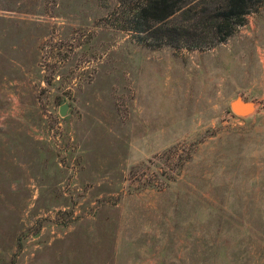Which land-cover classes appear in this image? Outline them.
<instances>
[{
	"label": "rangeland",
	"instance_id": "rangeland-1",
	"mask_svg": "<svg viewBox=\"0 0 264 264\" xmlns=\"http://www.w3.org/2000/svg\"><path fill=\"white\" fill-rule=\"evenodd\" d=\"M116 4L0 0V264H264V3L193 50Z\"/></svg>",
	"mask_w": 264,
	"mask_h": 264
},
{
	"label": "trees",
	"instance_id": "trees-1",
	"mask_svg": "<svg viewBox=\"0 0 264 264\" xmlns=\"http://www.w3.org/2000/svg\"><path fill=\"white\" fill-rule=\"evenodd\" d=\"M118 28L133 33L145 46L171 45L188 50L207 49L224 42L242 25L246 15L264 0H203L205 4L187 9L195 0H116ZM180 14V21H171Z\"/></svg>",
	"mask_w": 264,
	"mask_h": 264
},
{
	"label": "water",
	"instance_id": "water-1",
	"mask_svg": "<svg viewBox=\"0 0 264 264\" xmlns=\"http://www.w3.org/2000/svg\"><path fill=\"white\" fill-rule=\"evenodd\" d=\"M67 107H68L67 103L60 105L59 113L61 115H64L66 113ZM230 109L236 115L247 116L254 111L255 105L253 102L247 101L241 96H236L230 101Z\"/></svg>",
	"mask_w": 264,
	"mask_h": 264
},
{
	"label": "clouds",
	"instance_id": "clouds-1",
	"mask_svg": "<svg viewBox=\"0 0 264 264\" xmlns=\"http://www.w3.org/2000/svg\"><path fill=\"white\" fill-rule=\"evenodd\" d=\"M8 99L10 101V106L6 111L0 113V122H6L9 119H19L22 116L19 97L15 94H9Z\"/></svg>",
	"mask_w": 264,
	"mask_h": 264
}]
</instances>
